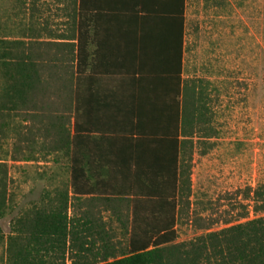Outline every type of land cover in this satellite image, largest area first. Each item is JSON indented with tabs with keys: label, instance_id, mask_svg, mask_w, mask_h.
I'll return each mask as SVG.
<instances>
[{
	"label": "trees",
	"instance_id": "obj_1",
	"mask_svg": "<svg viewBox=\"0 0 264 264\" xmlns=\"http://www.w3.org/2000/svg\"><path fill=\"white\" fill-rule=\"evenodd\" d=\"M68 1L57 38L35 24L0 37V221L10 160L63 156L69 171L8 236L0 225L1 264H264V184L248 189L254 219L178 241L205 123L202 92L183 77L187 0ZM12 130L29 155L9 159Z\"/></svg>",
	"mask_w": 264,
	"mask_h": 264
},
{
	"label": "rangeland",
	"instance_id": "obj_2",
	"mask_svg": "<svg viewBox=\"0 0 264 264\" xmlns=\"http://www.w3.org/2000/svg\"><path fill=\"white\" fill-rule=\"evenodd\" d=\"M68 5V0H0V37L22 38L35 24L45 28L46 39H55L71 23ZM183 77L202 92L205 123L192 152L191 206L179 218V242L202 234L201 227L219 230L256 217L252 194L247 195L264 184V0H187ZM25 125L21 117L12 122L24 133ZM15 140L12 130L4 144L9 159L29 155L27 148L15 151ZM42 156L9 161L14 201L0 221L7 236L17 217L69 181L65 157ZM103 217L108 221L110 215Z\"/></svg>",
	"mask_w": 264,
	"mask_h": 264
}]
</instances>
